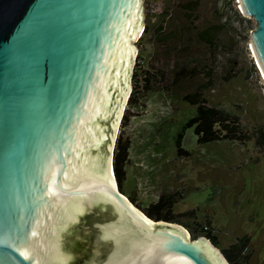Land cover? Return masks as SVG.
I'll return each instance as SVG.
<instances>
[{
  "label": "water",
  "instance_id": "1",
  "mask_svg": "<svg viewBox=\"0 0 264 264\" xmlns=\"http://www.w3.org/2000/svg\"><path fill=\"white\" fill-rule=\"evenodd\" d=\"M240 1L264 75V0ZM143 9L0 0V264H230L119 188L113 152Z\"/></svg>",
  "mask_w": 264,
  "mask_h": 264
},
{
  "label": "rangeland",
  "instance_id": "2",
  "mask_svg": "<svg viewBox=\"0 0 264 264\" xmlns=\"http://www.w3.org/2000/svg\"><path fill=\"white\" fill-rule=\"evenodd\" d=\"M179 2L143 0L144 25L132 41L137 54L131 74V91L137 86L141 99L138 106H130L127 101L123 115L129 110L132 116L123 131L126 137H131L133 127L139 132L142 126L155 125V117L168 115L165 120L170 123V138L164 139L165 147L161 149L167 153V163H171L172 178L166 191L177 188L183 191L174 207L183 221L180 224L194 240L208 238L202 229L211 224L219 244L212 242L221 250L238 237L250 235L244 264H264V156L255 140L246 138L230 144L221 141L222 146L227 144L225 152H208L211 157L203 159L195 158L203 155L197 150L194 127L188 128L184 137V146L194 156L181 158L174 141L193 111L191 104L183 101L184 94L203 87L207 80L212 83L204 87L202 95L210 103L239 116L245 131L250 133L264 120V75L252 47V30L257 22L243 11L239 0H201L192 16L185 15ZM165 8L172 11L170 17L164 18ZM227 19L229 26L221 30L216 44H207L198 34L206 26ZM161 22L166 37L156 39L153 29ZM140 52L142 56L137 57ZM165 100H170V104ZM137 115L141 116L139 121ZM121 129L120 123L118 134ZM134 162L130 159L127 163L128 182L124 191L146 212L138 198L141 193L134 191L136 181H131Z\"/></svg>",
  "mask_w": 264,
  "mask_h": 264
},
{
  "label": "trees",
  "instance_id": "3",
  "mask_svg": "<svg viewBox=\"0 0 264 264\" xmlns=\"http://www.w3.org/2000/svg\"><path fill=\"white\" fill-rule=\"evenodd\" d=\"M180 6L184 7V13L186 16H192L193 11L200 6L201 0H180ZM231 1V0H230ZM236 13L240 15V12L236 9ZM164 18L170 17L172 11L170 8L163 10ZM241 16V15H240ZM229 26V21H219L218 23H212L198 34L206 40L209 45L216 44V41L221 35V30ZM148 26L145 27L147 31ZM165 27L163 23H159L153 29V35L159 39L166 37ZM144 31V32H145ZM138 56H142L141 52ZM177 80V79H175ZM211 80H207L203 87H199L198 90L186 92L183 96V101L189 102L191 108L193 107L192 115L188 116L187 120L183 122L181 129L178 134L174 137L177 154H180L181 158L183 155L194 156L193 151L189 150L184 146V137L187 129L194 127L196 140L199 143L198 152L203 156H195L196 159L211 157V152H225L227 144L222 146L221 141L232 143V141H243V139H253L260 148V152L264 156V120L258 123L252 131L247 132L242 127V121L239 116L230 111L219 107L218 105L210 103L208 97L202 95L204 87L211 84ZM149 86V85H146ZM160 93V92H158ZM175 97V96H173ZM176 98L180 99L179 95ZM141 99V95L137 90V86L134 87L128 98V104L131 106H138ZM178 100V99H177ZM167 103L170 100H165ZM165 102V103H166ZM170 104V103H169ZM161 111L160 113H162ZM157 111H155V114ZM131 113L127 110L126 114L123 115L120 130L113 152V169L115 176L118 181L119 188L122 192L124 191L125 183L128 182L127 163L130 159H134L135 162V173L134 181L135 194L141 193V196L137 197L140 199L141 206H144L148 215L155 219H164L168 221H174L182 223L180 216L175 213V204L183 197L182 189H174L172 191H166L169 189V180L172 176L171 163H167V153L161 149L165 147L164 139L170 138L169 130L170 123L165 120L168 115L161 114L160 118L155 116V125L152 127L151 124L148 126H142V131H136L133 127L132 136L126 137L123 128L130 123ZM138 116V115H137ZM144 116V115H142ZM141 116H138L139 121ZM209 152V153H208ZM170 160V159H169ZM169 162V161H168ZM132 164V163H131ZM129 168V167H128ZM137 181H142L143 188H139ZM164 187L161 191L160 188ZM135 201V198H133ZM186 223V222H185ZM187 226V224H185ZM211 224H205L202 229L204 235L210 238L213 242L218 243L217 234L214 232V228L210 227ZM251 243L250 235H243L237 238L236 241L231 243L228 247H224L222 250L229 259L230 264H244L247 258L246 252L249 249Z\"/></svg>",
  "mask_w": 264,
  "mask_h": 264
},
{
  "label": "crops",
  "instance_id": "4",
  "mask_svg": "<svg viewBox=\"0 0 264 264\" xmlns=\"http://www.w3.org/2000/svg\"><path fill=\"white\" fill-rule=\"evenodd\" d=\"M133 169H131V181H134V173L136 171L135 167H132ZM134 184V183H133ZM126 194V193H125ZM127 195V194H126Z\"/></svg>",
  "mask_w": 264,
  "mask_h": 264
},
{
  "label": "bare ground",
  "instance_id": "5",
  "mask_svg": "<svg viewBox=\"0 0 264 264\" xmlns=\"http://www.w3.org/2000/svg\"><path fill=\"white\" fill-rule=\"evenodd\" d=\"M240 1V0H239ZM240 4H241V1H240ZM241 7H242V5H241ZM243 9V8H242ZM141 31H142V29H141ZM136 47V46H135ZM136 53H137V47H136ZM136 55V54H135ZM124 108V107H123ZM123 112V111H122ZM122 114V113H121ZM118 127H119V125H118ZM118 127H117V129H118ZM187 230V229H186ZM188 232V231H187ZM189 233V232H188Z\"/></svg>",
  "mask_w": 264,
  "mask_h": 264
},
{
  "label": "built area",
  "instance_id": "6",
  "mask_svg": "<svg viewBox=\"0 0 264 264\" xmlns=\"http://www.w3.org/2000/svg\"><path fill=\"white\" fill-rule=\"evenodd\" d=\"M142 184H143L142 181H139V182H138L139 188H140V187L143 188Z\"/></svg>",
  "mask_w": 264,
  "mask_h": 264
}]
</instances>
